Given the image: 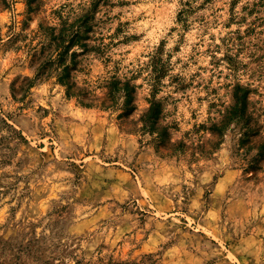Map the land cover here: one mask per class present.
I'll list each match as a JSON object with an SVG mask.
<instances>
[{
	"label": "rangeland",
	"instance_id": "1",
	"mask_svg": "<svg viewBox=\"0 0 264 264\" xmlns=\"http://www.w3.org/2000/svg\"><path fill=\"white\" fill-rule=\"evenodd\" d=\"M132 262L264 264V0H0V264Z\"/></svg>",
	"mask_w": 264,
	"mask_h": 264
},
{
	"label": "trees",
	"instance_id": "2",
	"mask_svg": "<svg viewBox=\"0 0 264 264\" xmlns=\"http://www.w3.org/2000/svg\"><path fill=\"white\" fill-rule=\"evenodd\" d=\"M64 29L60 30V32L57 34V35H54L53 36V42H55V45L58 47L60 44H63V42L65 41V31H63ZM71 33L69 34V38H68V46L72 45L73 42L76 40L77 37H79V28H75V29H72L70 31ZM66 46V47H68ZM64 70H66V67L64 68ZM129 89L125 87V95L128 97L129 96ZM129 99V98H128ZM128 102V101H127ZM157 105V103H152L151 106L148 108V111L147 113L149 115H153L154 112L156 113L157 112V109L155 108ZM119 264H122V263H119ZM129 264H139V263H129Z\"/></svg>",
	"mask_w": 264,
	"mask_h": 264
}]
</instances>
